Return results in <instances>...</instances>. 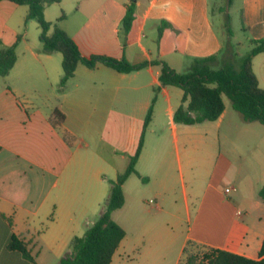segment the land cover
<instances>
[{
    "label": "crops",
    "instance_id": "0c3cea01",
    "mask_svg": "<svg viewBox=\"0 0 264 264\" xmlns=\"http://www.w3.org/2000/svg\"><path fill=\"white\" fill-rule=\"evenodd\" d=\"M129 2L61 0L57 4L71 16L66 13L57 24L84 57L105 55L132 64L162 60L182 73L193 58L221 52L210 0H138L132 29L125 35L121 28ZM241 3L246 32L252 39L264 37V0ZM27 13L26 5L0 1V47L15 46L17 54L9 74L0 79V264L60 263L71 251L72 239L82 236L104 210L109 180L127 168L154 97L136 168L147 181H160L154 192L157 210L151 218L140 213V224L131 233L117 221L126 236L110 264H127L130 256L131 264H182L188 242L259 259L264 128L243 119V125L228 123L239 136L230 139L222 133L226 148L216 156L198 210L205 206L206 211L200 217L197 213L186 230L175 211L166 209L176 202L175 164L181 169L184 159L191 168L194 125L174 121L183 91L166 86L155 92L161 85L159 65L124 74L103 64L95 69L79 64L60 89L62 54L42 52L40 27L35 20L26 21ZM44 14L47 21L58 19L49 6ZM55 109L64 115L56 127L50 120ZM225 121H230L226 105L216 123L220 127ZM171 138L177 160L171 158ZM224 178L232 182L230 192L247 193L244 203L221 198L217 184ZM13 234L24 240L34 262L7 249Z\"/></svg>",
    "mask_w": 264,
    "mask_h": 264
},
{
    "label": "trees",
    "instance_id": "16d2710c",
    "mask_svg": "<svg viewBox=\"0 0 264 264\" xmlns=\"http://www.w3.org/2000/svg\"><path fill=\"white\" fill-rule=\"evenodd\" d=\"M3 1V0H0ZM18 5L28 6L26 21L35 20L41 30L40 40L42 52L62 54V77L59 83L63 89L74 76L79 64L89 69H95L98 64H103L119 73L129 74L150 65H159L160 83L155 92L161 87H178L183 91L182 104L174 113V121L178 124L195 125L204 122L216 121L225 109L223 96L226 95L232 108L240 114L245 122H259L264 125V87H260L259 80L253 69V59L264 53V37L251 39V49L242 58L240 67L236 68L231 62H224L216 67L217 55L193 58L192 64L183 72H177L165 61L153 60L140 64H132L125 58L117 59L105 55H92L84 57L71 38V36L58 26V22L65 18L61 16L50 22L45 18V8L61 0H7ZM138 0H130L122 20V33L127 35L135 20L136 4ZM229 6L233 0H228ZM53 27V33L49 34ZM163 28H159L158 36L161 37ZM230 35L232 30L229 29ZM17 60L15 46L0 47V79L6 77ZM155 97L145 115L142 130L135 153L130 157L127 168L117 174L115 179L109 180V196L105 208L98 219L91 224L86 232L74 237L70 243L71 251L60 260L59 264H110L120 243L126 236L124 228L113 218V213L121 209L126 202L123 189L124 183L131 176H136L142 181L136 165L144 147L146 131L152 121ZM54 127L63 124L64 115L55 109L50 117ZM259 196L264 200V185L259 191ZM191 244V242H188ZM7 249L21 253L26 259L34 262L27 249V244L17 235L13 234L7 244ZM202 264H264V239L259 252V259H250L225 250L206 248ZM187 263L195 264L191 256Z\"/></svg>",
    "mask_w": 264,
    "mask_h": 264
},
{
    "label": "rangeland",
    "instance_id": "374dc122",
    "mask_svg": "<svg viewBox=\"0 0 264 264\" xmlns=\"http://www.w3.org/2000/svg\"><path fill=\"white\" fill-rule=\"evenodd\" d=\"M49 10L54 13V17L59 18V15L62 14L61 10H63V8L58 4H52L49 6ZM66 11L67 12L63 10V13L65 15L67 13L71 16V12L68 10ZM210 12L214 27L223 42L221 54L218 56V61H216V67H219L224 62L229 61L233 63L236 68H239L242 58L251 49L250 40L252 39V36L244 29L241 0H233V4L231 6H229L228 0H210ZM55 19L56 18H54V20ZM229 29L232 30L231 35L229 33ZM253 66L258 77L260 87H264V53L254 57ZM2 82L3 81H0V84H2ZM174 88H176L175 90H181L178 87ZM223 99L227 108V116L230 118V121L226 122V120L220 127L217 125L216 121H208L200 125L191 126V128L194 129V132L192 133L193 145L191 168L189 169V167H185L184 159L182 160L183 166L181 169L177 163L175 164L174 173L176 178V202H173L171 206L168 204L166 209L171 212L175 211L180 223H182L186 230L188 225L195 222L197 213L200 217L201 214L206 211L204 206V208L198 212L203 193L211 180V171L216 156L220 149L226 148L227 142L225 138L222 137V133H227L230 139L237 137L239 134H236V132L232 130V127L229 128L227 125L228 123L233 122H238L243 125L240 114L232 108L229 98L224 95ZM251 126H255L259 129L264 128V125L259 122H256ZM166 135L170 138V131L167 132ZM170 145L172 155L171 158L173 157V159L177 160V150H175L173 146L172 138ZM179 146L181 150V144ZM209 152H211V156L208 157ZM229 154L232 158L236 155L231 151ZM211 183L214 185L217 184L215 181ZM159 184L160 181H156L154 179H152L151 182L142 181L136 176H131L126 181V203L123 208L114 214V218L116 221L124 223L130 233L135 231L136 225L140 224V213L151 218L157 210V200H155L154 192L157 188H159ZM231 185L232 182H230L228 178H224L222 182L217 184L218 191L220 193L222 192L221 198H224L225 200L237 199L238 202L244 203L242 197H247V193L244 192L242 195L237 190L230 193L224 192L225 188H230L232 187ZM139 248L137 247L136 254H138ZM207 250L208 249L203 246L190 244L186 250V255L182 259V264H189L187 261L190 256L195 259V264H202L204 253L207 252ZM133 257L134 256H130V258H128L127 264H131L132 261L130 259Z\"/></svg>",
    "mask_w": 264,
    "mask_h": 264
},
{
    "label": "built area",
    "instance_id": "2783aa9c",
    "mask_svg": "<svg viewBox=\"0 0 264 264\" xmlns=\"http://www.w3.org/2000/svg\"><path fill=\"white\" fill-rule=\"evenodd\" d=\"M226 192H230V189H229V188H227V189H226Z\"/></svg>",
    "mask_w": 264,
    "mask_h": 264
}]
</instances>
